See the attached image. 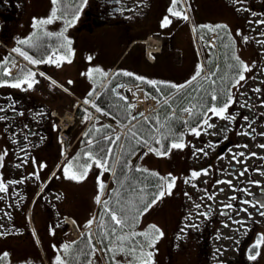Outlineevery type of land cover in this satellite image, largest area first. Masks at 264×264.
<instances>
[{
	"label": "rangeland",
	"instance_id": "374dc122",
	"mask_svg": "<svg viewBox=\"0 0 264 264\" xmlns=\"http://www.w3.org/2000/svg\"><path fill=\"white\" fill-rule=\"evenodd\" d=\"M51 1L53 3V0ZM251 3L255 8L254 11L252 10ZM193 5L194 6H191L190 8V25L194 33L199 37L205 38L207 34L209 36V34L217 32V26H226L229 33L232 34L239 45L240 58L244 60L245 65L250 69L249 71H244L245 79L240 81L239 84L233 88L232 106L229 110L233 115L226 113L228 116H234V120H241V118L237 116H242L244 110L246 108L249 109L248 106L250 105L248 90L257 87L258 85H264V66L261 70H258L255 77H252L256 63L264 61V36H262V33L264 34V23H261V21H264V15L263 20L259 22V20L262 19L261 12L262 14L264 12V0H194ZM197 5L199 6V9H197ZM252 12L253 20L251 18ZM251 21L253 22L251 23ZM257 24H262V26H259V29H256V26H258ZM210 28L212 30H210ZM44 32H49L46 25L42 32H37L38 34L36 33L28 37L27 41L31 43H39V38L47 35ZM74 40L72 41L69 37L64 36L66 46H62L60 50L66 58L72 60V64L76 65V75L80 80H83L88 76L84 74L87 73V69L91 63H88V60L91 59H89V55H87L85 49L75 51L72 47L73 49L71 48L69 50L68 42H74ZM79 41H81V39H79ZM12 48L20 49L17 46ZM204 54L206 58L207 52L204 51ZM60 59L61 58L57 56L53 59L49 58L48 61L51 62H49L47 68L46 64H43L42 62L39 63V66L42 68L45 66L46 71L55 74L53 67L57 66L59 61H62ZM11 67L12 64L8 68L10 71ZM94 74H99V72ZM250 74H252V76H250ZM33 80L34 82L31 88H28L27 85L25 90H22L23 87H12L15 90H21L25 103L27 104L23 107L24 110H22L24 111L23 119H25L26 114L27 117L35 118L33 115L37 113V110L28 105V101L33 99L38 101L39 104H43L46 109L45 113L42 112L40 119L47 118V116L45 117V114L48 115L50 113L49 111L54 109H57L62 115L70 114V119H72L70 111L73 110L71 107L69 108V106H67V103L71 102L69 101L71 100L69 96L57 95L58 87L53 83H50L48 80H45L41 75L34 77ZM3 92H0V156L3 157V160L1 161L3 165L2 171H12L11 169H13V171H17L18 176L20 171L17 170V168L21 171H43L45 172L43 177L50 174V178L54 176L52 181L56 180L59 182L60 177L64 174V169L71 165L69 173L72 174L73 171H75L73 167L74 154L70 155L68 158H66V155L61 161L64 147L59 145L58 139H56L55 135L52 133L53 129L48 135V140L51 147H56V152L54 154H46L44 152L37 155H31L28 158H24L23 162L15 160L16 164L14 166L11 164L14 160L11 158L8 159L5 155V147L3 145L6 142L1 141V137L5 134V129L2 128L1 124L4 121H9L14 118L17 119V113L20 112V110H18L16 106L13 108L10 103L6 102L5 99H10L9 96L12 95H7V98L5 99L3 96L1 97V95H4ZM149 105L150 103H144L145 108ZM58 108L61 109L58 110ZM151 109L148 111L144 110V112H149ZM209 118L211 119L210 124L214 125V127H208V129H211L212 131H216V127L219 123L225 122L234 125L231 120L221 119L213 113ZM48 129H46V131ZM66 131L67 130L65 129L64 132L66 133ZM207 136H209L210 139L214 138L209 134ZM187 140V143L184 144L182 148H174L168 156H161L159 159L158 157L146 156L145 159L139 161L138 167L140 169L159 171L164 178H175L174 186L171 188V194H168L165 185V194L156 204L154 207L155 209L153 208V211L150 210L143 218L142 230L155 225L163 233V236L155 240L153 247L142 250L140 253L152 252L154 254L152 257V264H198L197 255L198 248L200 247L199 244L205 243L215 252L202 257L204 260L203 264H234L237 260V255L240 257V244L242 243L241 240L245 239L246 234L244 232L247 225L245 228L243 226L245 223L237 222L236 224H232L231 222H224L228 223L224 225V223L221 222L217 227L219 229V235H222V237H211L208 229L205 230L208 233L205 234V236L202 237V234L198 235V231H202V227L200 226L202 218L199 217V215L204 209H206V204L209 202V199L203 196L202 192L203 188L201 183L205 178H202L203 176H198L195 177L196 182L195 180H190V182H188L189 180H186V176L189 172L186 171L191 168H197V166L201 165L202 161L207 158V152H210L211 149L202 142L205 139L201 133L199 135H189ZM14 148L17 149L18 147L16 146ZM12 157L15 159L22 158V156L17 154H15V156L12 155ZM92 167L98 168L97 165H93ZM18 176L16 178H18ZM192 178L193 177H191V179ZM78 181V186H75L71 182L66 184V186L62 185L66 192L62 191L60 193L61 201L59 203L57 202L61 207L60 219H63L65 216H72L80 209L84 220L92 223L96 218L97 204H100L97 203V197L100 199L104 190L103 188L101 191L99 185L101 183L104 186L105 184L109 185L108 171L101 169L97 173L94 172V175L92 172H89L87 177ZM197 184L199 185L196 186ZM18 189L19 188L15 189L13 192L18 193ZM80 198L82 203L79 202ZM14 205H16V203H14ZM38 212V205H31L29 211L26 210V217L35 232L34 238L39 250V256L37 255L39 260H36L37 262L34 264H42L43 262L45 264H57L58 258L63 264H67V252L64 251V245L68 244L66 242H61L59 250L57 249L54 251L52 250V247H50L52 251L49 252V241L45 238L48 234L44 231L43 224L41 225L42 222H40V224H35ZM8 227L9 223L6 228ZM5 229H0V231H2L0 232V236H2L3 239H7L6 241H2L3 245L0 246V257H7L4 258L5 264H32L30 258H24L21 256L23 253L22 248L26 249L27 244L23 243L24 245L21 246V243H18L16 238L4 235L7 231ZM66 238L68 239L67 241L74 240L72 233H68ZM23 241L24 240H20V242ZM244 244H248V242H245ZM11 246L14 252L8 251L12 249L8 248ZM237 248L238 251L236 252ZM140 253L138 257L140 256ZM98 254L100 253L97 252L95 255L97 259H99ZM122 257L125 256L122 255ZM122 257V260H126ZM138 257H136L135 264H140ZM243 262L244 261L242 260V263ZM257 264H264V252H262V256L258 259Z\"/></svg>",
	"mask_w": 264,
	"mask_h": 264
},
{
	"label": "flooded vegetation",
	"instance_id": "af4514ba",
	"mask_svg": "<svg viewBox=\"0 0 264 264\" xmlns=\"http://www.w3.org/2000/svg\"><path fill=\"white\" fill-rule=\"evenodd\" d=\"M118 1L85 0L80 9V14L84 15L83 21L104 22L122 19L128 13L125 10L126 7H123ZM77 2L78 0L72 1L73 6L69 8L71 13L60 17L51 0H0V46L20 45V40H27L37 32H42L46 24L36 23L41 20H50L53 22L51 26L53 31L58 32L57 30L63 29L65 36L72 38L74 36L72 29L77 18L72 16V11L76 9ZM177 4L180 6L181 2L177 0ZM53 12L55 16H53ZM39 40L45 42L44 37ZM51 42H55V40H51ZM225 62L230 63V59L225 57ZM243 64L245 65V63ZM217 65L215 74L221 67L220 61ZM263 66L264 61L256 63L254 74L252 73L253 76L252 74L250 76L255 77ZM205 83H207L205 80L198 83V87ZM233 90L231 89V92ZM248 96L250 97L249 109L246 108L242 116H237L241 120H231L234 125L225 122L219 123L216 131L208 129V125L197 127L205 139L202 142L211 151L207 152V158L202 161L201 165L186 171L189 172L186 176L188 182L195 180V178L191 179L192 172L201 173L199 176L205 178L201 186L203 196L208 198L209 202L206 204V209L199 215L202 218L200 225L203 231L202 237L208 234L205 231L207 229L211 237H222L219 235L217 227L221 222H231L232 224L241 222L245 223L243 225L245 228L247 225L244 232L245 239L241 240L240 244L241 254L240 257L236 254L237 260L234 264H257L264 252V241H261V237H264V215L260 214L264 212V207H262L264 205V147H260V145H264V85L249 89ZM231 106L230 104L228 108L230 109ZM192 110L194 111L193 106ZM38 126L37 123L31 121H12V124L8 126L9 133L17 141L9 143V136H7V142L3 145L4 152L9 155L14 154L16 151L14 147L19 143L23 152L27 154L30 152L54 154L56 147H49V143L44 140ZM15 133L18 136H14ZM242 133H247V135ZM189 134L193 135L194 133L187 131V135ZM208 134L214 138L210 139ZM245 145L246 147H244ZM240 153L244 155H240ZM148 156H154V154L150 152ZM44 173L43 171H20L18 176L17 171H2L0 176V183H3L6 188V191H0V229H5L9 223L4 235L16 238L21 246L24 245L23 243L27 244L26 249L22 248L21 256L30 258L32 263L39 259L37 258L39 250L34 238L35 232L26 217V210L29 206L38 205L39 212L35 224L42 222L41 225L43 224V229L48 234L45 238L49 241V252L59 250L61 238L68 233L66 224H63V220L60 219L61 207L57 202L61 201V188L64 189L62 185L66 186L70 180L63 179L61 176L59 182L51 181L43 177ZM17 176L18 178H16ZM222 181L231 183H222ZM17 188H19L18 193L13 192ZM244 201H248V203ZM26 204L28 207H25ZM227 205H231V207H227ZM6 240L0 236V246L3 245L2 241ZM20 240L24 241L20 242ZM245 242L248 244H244ZM258 242H260L259 247L256 246ZM199 245L202 246V257L215 252L205 243ZM8 248H12V246ZM200 249L201 247L198 248V252ZM8 251L14 252L13 248ZM257 252L259 255L255 259H249V256Z\"/></svg>",
	"mask_w": 264,
	"mask_h": 264
},
{
	"label": "trees",
	"instance_id": "16d2710c",
	"mask_svg": "<svg viewBox=\"0 0 264 264\" xmlns=\"http://www.w3.org/2000/svg\"><path fill=\"white\" fill-rule=\"evenodd\" d=\"M70 1L57 0L61 11L65 10V5ZM217 30V34L222 36L226 42L222 40L219 42L222 65L213 80L214 83L203 85L197 90H195L197 85L191 86L177 93L179 90L170 87L169 84L155 82L153 85L148 83V79L137 80L132 73L130 76L124 75L125 72L122 71V73L119 72L112 76L94 99L93 108L96 111L99 109V114L106 119L96 116L81 135L74 147L73 167L75 171L81 173L86 165L96 164L95 161L100 159L106 164L110 175L113 177L111 187L103 199V205L98 209L94 234L85 232L79 240L69 245L67 251L69 264H135L140 251L149 248L148 240L139 235L137 230L144 214L160 198L157 193L162 191L165 185L161 179L163 176L159 171H144L145 169L138 167L142 155L147 152L145 148L156 149L166 155L172 149L173 143H182L184 129L201 124L210 114L207 111L209 106H222L227 100L226 93L229 94L231 85L235 84L236 78L242 74V68L235 59L237 57L235 40L230 36L227 27H218ZM56 47L46 43L43 46H39L38 43H27L20 50L32 60L38 61L36 64L39 65L40 62L44 63L49 58ZM225 57L230 59V63L225 62ZM13 59V55L0 46V85H2L0 92L4 91V95L1 97L3 96L5 99L7 95H12L9 96L10 99L5 100L13 108L16 106L20 110L17 113V119L21 120L23 119V107L27 104H25L21 90H15L9 85L15 83L17 77H22L32 70L28 65H23L17 73L9 75L7 68ZM119 82L145 84L148 97L160 101L161 105L158 110L140 120L132 118V109L129 103L114 94L113 87ZM175 93L177 94L174 95ZM212 95H215V100L212 99ZM166 98L168 99L167 102L165 101ZM31 102L30 104L34 109H43L35 103L37 101L34 99ZM189 105L194 106V112L189 115L187 120H184L185 111L183 109ZM173 108L176 113L171 115ZM91 114L92 111L85 107L77 109V115L82 120L88 121ZM25 119L28 118L25 117ZM127 126L129 128L123 137L116 133L118 128L124 129ZM132 132H135L136 135L132 136ZM116 137L119 139L117 140ZM146 140L148 141L147 145L144 143ZM49 147L51 146L49 145ZM153 152L156 153V151ZM0 171H2L1 161ZM151 173L157 175L153 176ZM162 185H164L163 188ZM146 205L150 206L145 207ZM120 209H124V211H120ZM112 212L121 218L127 216L129 226L116 225L110 218ZM133 233L137 235L133 236ZM119 236H126L127 239L121 241L117 239ZM98 245L104 254L103 257L98 254L99 259L95 256L98 252ZM200 247L198 261L202 264L204 260L202 259V246ZM132 249L135 251H131ZM121 257L126 260H122ZM0 263L5 264L4 262Z\"/></svg>",
	"mask_w": 264,
	"mask_h": 264
},
{
	"label": "crops",
	"instance_id": "0c3cea01",
	"mask_svg": "<svg viewBox=\"0 0 264 264\" xmlns=\"http://www.w3.org/2000/svg\"><path fill=\"white\" fill-rule=\"evenodd\" d=\"M142 9L144 11L133 21L132 31L129 33L121 30L119 19L107 20L101 24L91 20L82 28L80 25L83 19H77V43L74 49L87 51L91 59L88 63H91L84 75L88 76L80 80L76 75V65L66 57L60 59L61 65L53 67L55 74L49 72V75L80 99H86L114 70L131 72L137 77L177 86L192 80L201 65L191 28L187 20L182 18L185 15H173V12H177L173 7V0H157L153 9L146 6ZM165 18L170 21L167 25L163 23ZM147 38L162 43L161 51L154 53L151 61L147 58L144 44ZM96 72L99 74H94ZM67 106L72 109L73 104ZM76 215L85 227L86 221L80 214Z\"/></svg>",
	"mask_w": 264,
	"mask_h": 264
},
{
	"label": "snow or ice",
	"instance_id": "6c2138e0",
	"mask_svg": "<svg viewBox=\"0 0 264 264\" xmlns=\"http://www.w3.org/2000/svg\"><path fill=\"white\" fill-rule=\"evenodd\" d=\"M55 2H56V0H53V3H55ZM175 4H176V0H173V7H175ZM173 15H181V13L180 12H173ZM53 16H55V13L54 12H53ZM182 18L185 19V20L188 19L187 16H182ZM50 22H51L50 20H41V21H38L36 23L46 24V23H50ZM163 23L165 25H167L168 23H170V21L167 18H165V20H164ZM261 23H264V21H261ZM34 26H35V24H34ZM217 27H226V26H217ZM210 30H212V29L210 28ZM19 43L20 44H27L28 41L27 40H20ZM68 43L70 44L71 42L69 41ZM14 51L19 52L20 55L24 56L25 59L30 60L31 63H33V64L38 63V61L32 60L31 57L27 56V54L24 53V52H22L20 49H14ZM61 59H63V57H61ZM235 59L238 61V65L243 69V71H249L250 70L247 65H244L242 61H239V58L238 57H235ZM49 62H51V61H49ZM57 66H59V63H58ZM201 70H198L197 71V73L195 74V76L192 78L193 80H196L197 77L200 76V71ZM96 71H99V69H97ZM4 74H7V73H4ZM123 74L124 75H129V76L132 75L131 73H127V72H125ZM34 76H35V73L27 72L22 77H17L16 78V82L10 84L9 86H11V87H21L22 84H27L28 88H31L33 86V82H34V80H33ZM136 79L137 80H143L142 77H136ZM244 79H245L244 75L243 74H240L238 76V78H236L235 83L236 84H239V82L240 81H243ZM5 83H7V82H5ZM148 83L153 84V85L155 84L154 81H149ZM189 83H191V81ZM0 86H2V85H0ZM170 87L179 90V88L186 87V85L177 86L175 84H172V85H170ZM256 91H259V89H256ZM226 95H227V100L223 103L222 106H220V107L209 106L207 108V111L213 113L215 116H217V117H219L221 119L233 120L235 118L234 116H228V115H226L227 109L230 106V103H232V97H231V95L228 94V93H226ZM121 99H124V98L121 97ZM212 99L213 100L216 99L215 95H212ZM85 102L87 103V101H85ZM94 107H95V105H94ZM97 110L99 111V109H97ZM183 111L188 112L191 115L193 110H192V108L186 107V108L183 109ZM204 124H207L208 127H214V125L208 124V120L207 119L204 120ZM192 131L196 135H199L200 134V131H199L198 128H193ZM242 134L247 135V133H242ZM131 135L132 136H135L136 134H135V132H132ZM116 139L118 140L119 137H116ZM153 139H155V137H153ZM144 143H145V145H147L148 144V141L146 140V141H144ZM157 143H159L158 140H157ZM183 146L184 145L182 143H173L171 145L172 148H182ZM209 146H211V145H209ZM244 147H246V145ZM260 147H264V145H260ZM151 150L152 151H156V154L157 155H163V154H165V153H161V152L157 151L156 149H151ZM198 151H202V150H198ZM240 155H244V154L243 153H240ZM253 155H255V154L253 153ZM2 159H3V157L0 156V161H2ZM90 159H91V157H90ZM95 163H96V165L98 167H101L103 170H105V171L108 170L106 164L103 163L102 160L98 159V160L95 161ZM89 167H91L90 164L89 165H86L84 167L83 171L79 175H76V174L69 175V168H71V165H69L68 167H66L64 169V173H65L66 177L69 178V179L82 180L86 176L87 169ZM144 171H147V170L145 169ZM151 174L153 176L157 175L156 173H151ZM200 174L201 173H198V172H192V177L193 178L198 177ZM241 175H243V173H241ZM161 179L164 181V185H166V190H167L168 194H171V188L174 186L175 178H171V177H169V178H163L162 177ZM222 183H229L230 184L231 182L230 181H222ZM164 185H162L161 187L163 188ZM99 187H100V190L102 191L103 188H104V185L101 183L99 185ZM0 191H6V188L3 185V183H0ZM164 194H165V191L164 190H162L159 193H157V195L158 196H161V197ZM233 199H234V197H233ZM244 202L245 203H248V201H244ZM97 203H100L99 197H97ZM148 206H150V205H146L145 207H148ZM227 207H231V205H227ZM262 207H264V205H262ZM120 211H124V209H120ZM260 214L261 215H264V212H261ZM110 218H111L112 221L115 222L116 225H120L121 227H127V226H129L127 224V220H128V217L127 216H124L123 218H121L115 212H112V213H110ZM90 225H91V222L89 223V226ZM135 235H137V234L136 233H133V236H135ZM139 235L144 236L145 239L148 240V246L149 247H153L154 244H155V240L158 239V238H160V237H162L163 236V233L155 225H152V226H150V232L149 233H143L142 232V233H139ZM117 239L123 241V240H126L127 237L126 236H119ZM261 241H264V237H261ZM259 243L260 242L257 243V245H256L257 247H259ZM68 249H69V245H64V251L67 252ZM131 251H135V249H132ZM5 255H7V254H5ZM153 255L154 254L152 252H141L140 253V256L138 257V259L140 261V264H152V257H153ZM257 255H259L258 252L256 254H254V255L249 256V259H255ZM57 264H63V262L60 261L59 258H58Z\"/></svg>",
	"mask_w": 264,
	"mask_h": 264
},
{
	"label": "water",
	"instance_id": "95a60500",
	"mask_svg": "<svg viewBox=\"0 0 264 264\" xmlns=\"http://www.w3.org/2000/svg\"><path fill=\"white\" fill-rule=\"evenodd\" d=\"M123 86H124L123 83L118 84V85L114 88L115 93L118 94L117 88H122ZM127 92H128V90H127ZM140 116H141V114H138V115H137V117H140Z\"/></svg>",
	"mask_w": 264,
	"mask_h": 264
},
{
	"label": "bare ground",
	"instance_id": "6f19581e",
	"mask_svg": "<svg viewBox=\"0 0 264 264\" xmlns=\"http://www.w3.org/2000/svg\"><path fill=\"white\" fill-rule=\"evenodd\" d=\"M144 103H150L149 101H145L142 98L139 100V104L142 105L144 107Z\"/></svg>",
	"mask_w": 264,
	"mask_h": 264
}]
</instances>
